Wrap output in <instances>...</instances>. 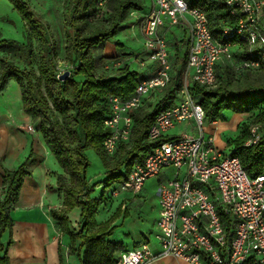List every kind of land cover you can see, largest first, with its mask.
I'll return each instance as SVG.
<instances>
[{
    "label": "trees",
    "instance_id": "trees-1",
    "mask_svg": "<svg viewBox=\"0 0 264 264\" xmlns=\"http://www.w3.org/2000/svg\"><path fill=\"white\" fill-rule=\"evenodd\" d=\"M12 1L30 26L31 39L26 45H19L15 40H1L14 45V51L8 54L7 59L4 55L0 58V89L9 79L17 81L24 111L37 122L46 147L62 170V175H57L58 189L63 192L62 207L52 209L50 215L59 231L69 236L70 252L76 255L80 264H115L121 252L117 253L118 243L108 238L113 233L114 227H110V223L115 220L114 213L100 224L94 214L99 211L100 205L107 209L111 206L110 201L114 198L113 192L117 190L120 179L157 144L148 139L147 129L160 110L176 103L177 93L183 88L186 57H181L172 80L154 105L131 111V141L126 142L130 145L124 142L118 144L117 161L113 167H109L101 146L107 134L103 125L109 113L106 96L130 95L144 76L126 69L115 77L98 78L97 69L102 65L98 60L111 61L109 59L112 57L101 55V50L119 29L127 27L122 22L127 19V13L135 3L132 0H65L68 4L71 1L67 16L71 32L67 35L65 48L74 66L68 78L62 80L55 72L57 49L48 27L27 2L25 5L21 0ZM187 3L190 8L199 7L206 14L209 28L216 36L236 25L238 16L231 13L225 0H187ZM102 16L105 20L108 17L111 19L108 29L90 26L89 32L84 33L93 19ZM33 40L38 42L36 53L32 48ZM243 54L234 53L237 62L244 57ZM15 58L25 62L28 67L16 65ZM32 58L36 59L38 75L31 70ZM215 70V87L189 81V85H186L188 92L195 95V102L203 107L208 122L224 120L223 109L242 114L255 113L250 123L257 127L258 141L244 144L251 131L250 123L243 121L239 134L232 139L234 147L229 154L238 156L242 169L249 176L261 174L264 172V66L240 70L235 64L223 62L217 64ZM74 75L81 76V79H75ZM89 148L104 162V177L97 182L86 175L90 164L86 156ZM37 160L34 154H30L17 168H5L0 173V264H9L8 245H4L2 235L7 231L10 233L13 224L10 212L18 200L23 177L30 175L31 167ZM97 186H102L99 196L94 192ZM75 207H80L77 229L71 227L67 217V213ZM8 242H11V238ZM246 264L255 263L251 260Z\"/></svg>",
    "mask_w": 264,
    "mask_h": 264
},
{
    "label": "built area",
    "instance_id": "built-area-1",
    "mask_svg": "<svg viewBox=\"0 0 264 264\" xmlns=\"http://www.w3.org/2000/svg\"><path fill=\"white\" fill-rule=\"evenodd\" d=\"M150 2L151 10L139 24L146 58L137 55L134 60L141 67L149 60L155 65L153 74L139 81L128 96H106L109 113L103 125L107 134L101 146L111 156L119 143L128 141L131 111L142 107L146 96L163 90L172 80L173 62L159 28L185 27L183 99L156 115L147 130L148 139L157 144L120 179L113 195L138 194L144 182L163 169L172 168L174 175L157 186L159 250L153 251L142 242L123 250L115 264H149L167 256L189 264H246L251 260L264 264V172L249 176L238 156L222 153L215 147L213 135L204 136L203 107L191 99L186 86L189 80L214 87L220 62L235 64L240 70L264 66V0H225L238 17L234 28L219 36L209 28L206 14L199 7L190 8L187 0ZM236 51L244 53L238 62ZM189 121L199 129V135L167 136L170 128ZM28 129L32 131V127ZM258 139L257 127H252L251 139L245 145Z\"/></svg>",
    "mask_w": 264,
    "mask_h": 264
},
{
    "label": "crops",
    "instance_id": "crops-1",
    "mask_svg": "<svg viewBox=\"0 0 264 264\" xmlns=\"http://www.w3.org/2000/svg\"><path fill=\"white\" fill-rule=\"evenodd\" d=\"M132 1L135 5L128 11L131 18L126 16L127 27H133L135 24L139 26L144 15L151 10V8L144 10L139 0ZM134 18L135 20H133ZM125 28H121L118 31ZM159 30L166 38L169 58L174 62L173 52L170 48L171 44L179 43L182 45L186 43L187 30L179 25L170 26V28L160 27ZM112 42L113 39L106 42L101 50V55L112 58L115 56L114 59L122 61V68L125 65L127 66L124 70H133L139 76H144L143 79L153 74L155 65L150 63L149 60L145 66L141 67L136 63V60L127 56L129 53L120 54L115 47V49L113 48L114 50L108 49V43ZM117 44L120 46L118 47L120 50L126 48L123 43L117 42ZM137 55L141 58H146L144 50L133 57ZM132 63L138 66V71L132 69ZM100 69H102L101 66ZM160 95L161 91L157 95L153 93L146 96L142 106L151 107L157 102L156 100L159 99ZM243 115L242 113L234 112L229 120H218L216 124L209 122L204 136L213 135L215 147L220 150L219 147L226 145L223 134L237 129L236 125L243 119ZM192 123V121H189L187 124H177L170 128L166 134L168 137L170 134L172 136L174 134L177 136L189 133L196 135V130L192 127ZM35 125V121L31 119L22 107L19 84L17 81L14 82L9 79L0 89V173L5 168L9 170L17 168L30 154H34V157L38 159L31 167L30 175L23 177L24 180L19 190L18 200L10 212L13 221L10 233L7 231L2 235L4 245H8L6 250L9 256V264H80L76 255L69 250V236L59 231L55 220L50 215L52 209H60L62 207L63 192L58 189L57 182V175H62V170L56 163L50 149L46 147L43 137ZM29 126L33 128L32 131L27 130ZM113 200L118 205L117 197L113 198ZM113 205L111 204V207L115 208ZM113 208H110V210L112 209L113 211ZM79 213L80 207H75L67 213L70 225L74 229H77L78 226ZM108 213L110 212H107V210L103 213L98 211L94 214V218L99 224L104 223L110 216ZM112 226L114 227L113 233L108 238L118 243L117 253L136 247L137 243L129 246L120 241V236L116 237L119 217L110 223V227ZM9 238H11V242H8ZM150 247L153 251L159 250V244L157 243L151 244ZM59 257H61V260H59ZM149 264L189 263L182 259L179 260L167 256L155 259Z\"/></svg>",
    "mask_w": 264,
    "mask_h": 264
},
{
    "label": "rangeland",
    "instance_id": "rangeland-1",
    "mask_svg": "<svg viewBox=\"0 0 264 264\" xmlns=\"http://www.w3.org/2000/svg\"><path fill=\"white\" fill-rule=\"evenodd\" d=\"M22 2H27L29 7L34 11V13L38 15L40 20L43 21L48 27V32L53 38L52 40L55 44V48L57 49L54 58V61L57 65L55 69L57 77L65 71L71 72L74 63L71 62L67 49L65 48L66 44L68 43L67 35L71 32L67 20L71 1L69 2V4L65 0H21V3ZM139 2H141L144 10H149L151 8L152 2H150V0H139ZM127 17L131 18V15L128 13ZM126 20L124 23H122L123 25L127 24ZM133 20H135V18ZM110 22L111 19L108 17V19L105 20L104 16L99 17L98 19H93L89 27H86L84 33H88L89 29L93 26L98 29H108L110 26ZM29 28L30 26L27 24L26 21H24L21 16V13L18 10V7L14 6L13 1L11 2V0H0V58H2L4 55V58L7 59L9 56L8 54L14 51V45L12 46V44H6L1 40L10 39L15 40L19 45H26L28 39L30 38ZM113 37L114 38H111L113 39V42L108 43V49L112 50L115 47L116 51L120 52V54L124 52L125 54L129 53L127 56L131 59H134L133 56L135 54L142 53V51L144 50V37L141 34V31L139 30V26L137 24L133 25V27H127L118 31V33ZM117 42L123 43L126 48L124 50H120L118 48L120 46L117 44ZM32 48L34 50V53H36L38 50L37 41H32ZM170 48L173 52V58L175 62H173V67L175 71V69L179 67L178 62L181 61L180 57H182L185 53L186 43L182 45H180L179 43L171 44ZM114 58L109 59L112 62L107 60L101 61V58L100 60H98L100 61L99 64H102V69H97L96 75L98 78L118 76L122 73L124 68L127 67L125 65L122 68V61ZM14 62L19 67H28L25 62L17 60V58L14 59ZM148 62L149 61L146 59V63ZM131 67L132 69H135L137 71L139 69L138 66L134 63L131 64ZM31 70L34 72V75H38L37 63L36 59L34 58H32L31 60ZM74 78L79 80L81 79V76L79 77L74 75ZM12 80L16 82V80ZM187 84L189 85V80L187 81ZM162 91L163 90H161V92ZM189 95L192 100L196 101L197 98H195V95L190 93ZM181 99H183V95L179 91L177 93L176 100ZM221 113L223 115L222 118L224 120H229L234 112L231 109H223ZM254 114L255 113L251 112L245 113L243 115V119L236 125L237 129L227 131L223 134V139L226 141V145L224 144L223 147H219L222 153L228 154L230 152V150L234 147L232 139L239 134L241 125H243L244 123L249 124L251 122V119ZM243 121L244 123H242ZM184 123L187 124L188 122ZM208 123V120L205 119L202 126L204 132L206 131V126ZM35 124V126L38 127L37 122H35ZM248 126H250V131L252 127H255L253 123H250ZM192 127L194 128V130H196V135H199V129L195 126V124L192 123ZM27 130L30 131L28 128ZM174 136L170 134L169 137ZM248 139H251V135L249 136V138L246 139V141H248ZM128 141H131V137ZM126 142H124L123 144H126ZM126 145H130V143ZM119 148L120 146H118V148L114 151L111 156L106 154L105 152L103 153V157L105 158V160H107V164L109 167H113L115 165L114 163H116L117 161ZM86 156L88 161L90 162L86 170V175L92 178V180H95L96 182L101 180L104 177L105 171L104 162L102 161L101 157L92 148L86 150ZM173 175L174 172L172 168L163 169L160 175L148 178L144 182V188L138 194L130 195L127 192H120V194L114 196V198L117 197L118 205L114 203L113 199L111 201L109 200L111 204H114L113 206H115V208L110 206L107 209L103 205L99 206L101 207L99 209L100 212L103 213L107 209V212H110L108 213V215L114 213L115 219L119 217V227L116 228V237L120 236V241H123L129 246H133V244H139L142 242H146L149 245L156 243L158 244V239L156 236V234L158 233L156 220L158 218L159 210L157 186L159 182L167 178H172ZM1 188L2 187L0 179V190ZM101 188L102 186H97L94 189L96 196H99L102 190ZM110 208H113L114 210L112 211V209L110 210Z\"/></svg>",
    "mask_w": 264,
    "mask_h": 264
},
{
    "label": "water",
    "instance_id": "water-1",
    "mask_svg": "<svg viewBox=\"0 0 264 264\" xmlns=\"http://www.w3.org/2000/svg\"><path fill=\"white\" fill-rule=\"evenodd\" d=\"M68 75H69V72L65 71V72L61 73L60 75H58V78L64 80V79L68 78Z\"/></svg>",
    "mask_w": 264,
    "mask_h": 264
}]
</instances>
